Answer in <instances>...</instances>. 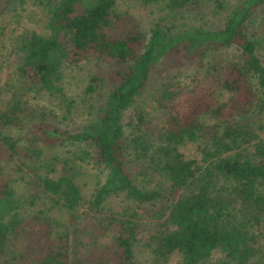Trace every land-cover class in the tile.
Instances as JSON below:
<instances>
[{"label":"trees","instance_id":"1","mask_svg":"<svg viewBox=\"0 0 264 264\" xmlns=\"http://www.w3.org/2000/svg\"><path fill=\"white\" fill-rule=\"evenodd\" d=\"M261 10L0 0L18 81L63 107L55 121L17 98L0 107V126H29L0 132V264H264ZM5 14L27 24L4 34ZM177 60L191 74L152 91L164 116L148 129L138 102Z\"/></svg>","mask_w":264,"mask_h":264},{"label":"rangeland","instance_id":"2","mask_svg":"<svg viewBox=\"0 0 264 264\" xmlns=\"http://www.w3.org/2000/svg\"><path fill=\"white\" fill-rule=\"evenodd\" d=\"M1 17L2 15L0 18ZM1 20L6 24L3 29L4 34L10 31L11 29L9 28L13 26L16 31H18L21 28V25L27 24L24 16H21L17 22H15L12 19L11 14H5ZM1 36H3V34L0 33V107L5 109L7 105H3V102L7 104L8 100L10 101L12 98H17L20 105L28 106L30 111L35 113L36 117L41 116L45 111H47L46 116H48L50 120L53 119L55 121V113L60 111V109H63L61 95L56 94L59 97L56 98L50 92L42 89L41 87H37L29 83L28 85H22L21 82L18 81L17 77L18 71L16 66V54L9 51L10 41ZM177 63L178 64L176 65H169L161 70L162 75L160 76L159 81H164L165 85L163 83H161V85L158 84V81L156 83H150V85L148 83V87L145 91H149V96L146 95L144 100L138 102V105L145 111L147 124L144 125L148 129H153V127L160 125L164 116V109L162 107L165 103L164 98H156L152 91L164 88L163 86H166L169 90H173L176 86L181 85L180 83L183 82V79L186 78V76L191 74V62L177 60ZM63 78L65 84L64 89L74 86L71 75L64 74ZM159 85L160 87H158ZM13 89H15L14 92H12ZM158 100L161 104L158 103ZM177 105H179V103H177ZM60 117L61 115L59 114V118ZM164 125L167 126V124ZM28 128L29 126L15 127L11 124H7L4 127L0 126V132H12L13 134H16V136H19L20 139L29 134ZM193 144L194 143L191 141H186V144L181 147L186 152L185 155H191V152L194 151ZM89 182L91 183V181Z\"/></svg>","mask_w":264,"mask_h":264}]
</instances>
